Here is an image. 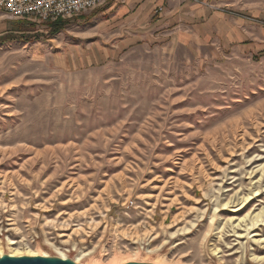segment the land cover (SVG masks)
<instances>
[{
    "label": "rangeland",
    "instance_id": "obj_1",
    "mask_svg": "<svg viewBox=\"0 0 264 264\" xmlns=\"http://www.w3.org/2000/svg\"><path fill=\"white\" fill-rule=\"evenodd\" d=\"M108 1L0 13L3 257L264 264V220L238 227L264 207V0H197L225 29L192 45L132 40Z\"/></svg>",
    "mask_w": 264,
    "mask_h": 264
},
{
    "label": "crops",
    "instance_id": "obj_2",
    "mask_svg": "<svg viewBox=\"0 0 264 264\" xmlns=\"http://www.w3.org/2000/svg\"><path fill=\"white\" fill-rule=\"evenodd\" d=\"M196 1L109 0L103 14L109 15L111 23L119 22L121 27L129 29L132 40L139 41L148 35L158 37L165 34L171 36L174 44L192 45L199 44L202 40L210 41L217 29L222 32L225 29L214 26V13L211 14L209 9L198 5Z\"/></svg>",
    "mask_w": 264,
    "mask_h": 264
},
{
    "label": "built area",
    "instance_id": "obj_3",
    "mask_svg": "<svg viewBox=\"0 0 264 264\" xmlns=\"http://www.w3.org/2000/svg\"><path fill=\"white\" fill-rule=\"evenodd\" d=\"M91 0H0V13L13 20L49 21L56 12L87 9Z\"/></svg>",
    "mask_w": 264,
    "mask_h": 264
},
{
    "label": "bare ground",
    "instance_id": "obj_4",
    "mask_svg": "<svg viewBox=\"0 0 264 264\" xmlns=\"http://www.w3.org/2000/svg\"><path fill=\"white\" fill-rule=\"evenodd\" d=\"M104 1L105 0H91V2L89 3V6L87 7V9H74L72 12H56V13L52 14L51 17H49V19L56 20L58 18L71 17V16H74V15H77V14H80V13H84V12L90 11V10H95L97 7L101 6ZM32 19H39V18H32ZM257 195H258V193L255 194V197ZM252 200H254V197L253 198L247 197L243 201V203L238 208L233 209L232 212L238 213V212L244 211L246 208H248V206L252 202ZM228 204H226L225 207L228 206ZM263 220H264V207L260 208L256 212L253 210L252 212H250L246 216H244V218H241V220H238V227H242L243 224L246 223L247 221H250L251 224L255 225V224H258L260 221H263ZM257 236H258L257 234H254L253 235V237H257ZM237 237L239 239H242V238H244V235L238 233V236ZM263 242H264V240L261 241V243H263ZM9 245L12 246L11 243H10V241L8 240V246ZM1 247H0V253L2 255L3 254V252H2L3 249ZM82 252H83V250H82ZM82 252H81V254H82L81 257L82 258L81 257L78 258L76 260V263L75 264H80L81 259L85 258L86 256H88L90 254L89 253V254H86L85 255ZM1 257H3V255ZM62 258L64 259L63 261H66L65 260V256H62ZM96 258L95 257L94 258H91L90 259V262L87 263V264H101V258L102 257L101 258L99 257L100 260L99 259H96ZM8 259H11L12 261H27V260H38V259L48 260V259H50V257L48 256V254L46 252H44L42 250H37L35 252H32V251H26L25 252L24 251L23 253L22 252L15 253L13 249H10V253H9ZM163 260H164V258H163ZM255 260L256 261H262L263 258H260V257H257L256 256L255 257ZM158 263L159 264H167V262H165V263L158 262Z\"/></svg>",
    "mask_w": 264,
    "mask_h": 264
},
{
    "label": "water",
    "instance_id": "obj_5",
    "mask_svg": "<svg viewBox=\"0 0 264 264\" xmlns=\"http://www.w3.org/2000/svg\"><path fill=\"white\" fill-rule=\"evenodd\" d=\"M0 264H70L66 262H51L43 259L27 260V261H12L11 259L4 258L0 260Z\"/></svg>",
    "mask_w": 264,
    "mask_h": 264
},
{
    "label": "trees",
    "instance_id": "obj_6",
    "mask_svg": "<svg viewBox=\"0 0 264 264\" xmlns=\"http://www.w3.org/2000/svg\"><path fill=\"white\" fill-rule=\"evenodd\" d=\"M56 24H57V23H56ZM54 32H55V33H58V30H55Z\"/></svg>",
    "mask_w": 264,
    "mask_h": 264
}]
</instances>
